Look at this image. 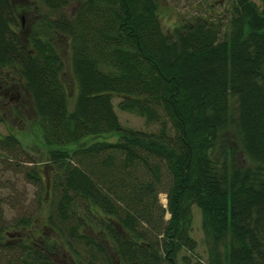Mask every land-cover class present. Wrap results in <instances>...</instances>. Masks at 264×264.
<instances>
[{
  "label": "trees",
  "instance_id": "obj_1",
  "mask_svg": "<svg viewBox=\"0 0 264 264\" xmlns=\"http://www.w3.org/2000/svg\"><path fill=\"white\" fill-rule=\"evenodd\" d=\"M232 5L223 31L198 13L167 34L157 0H0V72L30 96L45 166L22 158L13 133L0 150L13 168L29 163V181L51 175L58 194L50 236L37 212L6 222L0 207V264H55L64 244L74 264H177L183 249L184 264H264V0ZM114 97L158 129L123 126Z\"/></svg>",
  "mask_w": 264,
  "mask_h": 264
},
{
  "label": "rangeland",
  "instance_id": "obj_2",
  "mask_svg": "<svg viewBox=\"0 0 264 264\" xmlns=\"http://www.w3.org/2000/svg\"><path fill=\"white\" fill-rule=\"evenodd\" d=\"M158 2V16L162 29L165 33L171 34L173 29L177 26L189 22L192 16L196 13L190 12V6L188 2L183 0H157ZM74 4L70 5L67 10L73 11ZM228 8V7H226ZM190 9V10H189ZM225 9V8H224ZM45 11V10H44ZM203 12H199L202 14ZM37 16V12L23 13L21 19L23 29L27 32L30 30V25L33 19ZM204 16V14H203ZM213 19H220L222 25V31L226 28L225 23L229 17L228 12L219 10L218 13L213 15L206 14ZM215 20V21H217ZM224 27V28H223ZM221 31V32H222ZM61 59L63 61L66 70L64 80L69 83L70 74L69 62H70V51L62 45L59 49ZM4 77V79H2ZM10 73L5 74L3 71L0 72V136L8 133H13L17 136L23 147L22 158L31 155L37 160L36 168H44L45 162L43 161V155H40V144L38 143L35 135V118L36 114L33 110L31 99L29 94L25 91L18 78H11ZM16 87V88H15ZM10 89V91H6ZM5 92L7 95L5 96ZM16 92L13 96L12 101L9 100L10 93ZM71 92L70 100H73V92ZM120 101L119 97H114L113 103L115 111L119 117L121 124L125 127H130L136 130L142 131H156L158 124L147 123L145 119L133 112L121 110L117 107V103ZM8 154L0 150V207L3 211V216L6 222H12L23 215H35L38 213V218L34 226L37 227L38 231L46 232L47 235H52V228L56 225L48 223L46 228L47 219L46 217L50 213H55V204L58 198L57 190L52 188V182L49 179L51 175L41 172L44 180L42 183H36L29 181L25 178L24 169L29 167V163H19L16 168H13L11 163L18 162L19 160L14 158L13 161L8 159ZM238 162L242 165L245 162L242 154L238 157ZM22 166V167H20ZM28 169V168H27ZM47 175V177H45ZM162 183L160 184L161 191L158 193V203L162 207H166L167 194L166 189L170 183V178L165 170L162 169ZM151 174L146 176V179H150ZM16 186V189H13ZM167 212L164 214V218H168ZM45 225V226H44ZM34 229V228H33ZM32 229V230H33ZM57 230V229H56ZM19 232L18 230H16ZM38 231L34 232L35 237L32 238L39 240ZM59 231V230H58ZM15 232V231H12ZM16 232V233H17ZM191 235L196 240L197 246L195 249L196 255L205 260L206 257V244L205 236L201 228V215L197 207H193V220L191 227ZM17 239L13 233L6 235V239ZM62 241V239H61ZM113 253V252H112ZM189 255L190 253L185 249L181 250L177 257V264H184L182 260L183 255ZM114 257V255H112ZM55 264H74L72 256L69 252V248L66 244L61 246V249L53 254Z\"/></svg>",
  "mask_w": 264,
  "mask_h": 264
},
{
  "label": "flooded vegetation",
  "instance_id": "obj_3",
  "mask_svg": "<svg viewBox=\"0 0 264 264\" xmlns=\"http://www.w3.org/2000/svg\"><path fill=\"white\" fill-rule=\"evenodd\" d=\"M184 2H188V5L190 6V12L198 14L199 12H203L204 15L209 14L213 15L215 13H218L219 10H225L232 9L233 8V0H183ZM228 7V8H226ZM225 8V9H224ZM7 74V73H5ZM4 79V77H2ZM5 81V79L3 80ZM16 88V87H15ZM6 91H10V89H6ZM7 95V92H5V96ZM9 100L12 101V97L18 96L16 95V92L10 93Z\"/></svg>",
  "mask_w": 264,
  "mask_h": 264
}]
</instances>
